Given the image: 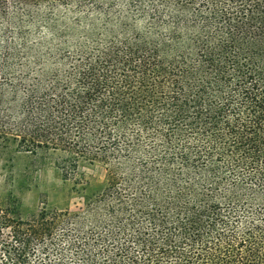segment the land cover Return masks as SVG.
Here are the masks:
<instances>
[{
    "label": "trees",
    "instance_id": "trees-1",
    "mask_svg": "<svg viewBox=\"0 0 264 264\" xmlns=\"http://www.w3.org/2000/svg\"><path fill=\"white\" fill-rule=\"evenodd\" d=\"M6 4L101 21L67 27L34 77L26 65L5 137L105 181L26 218L1 200L0 264H264V0Z\"/></svg>",
    "mask_w": 264,
    "mask_h": 264
},
{
    "label": "rangeland",
    "instance_id": "rangeland-1",
    "mask_svg": "<svg viewBox=\"0 0 264 264\" xmlns=\"http://www.w3.org/2000/svg\"><path fill=\"white\" fill-rule=\"evenodd\" d=\"M5 9V15L0 16V91L3 97L0 108V201L7 196L17 197L23 207V218L37 214L42 207L74 208L82 193L103 184V166L99 163H80L64 178L51 157L36 160L17 152L15 145L5 137H11L12 124V121L8 123L5 107L10 87L24 72L26 65L29 71L34 70V77L41 67L38 58L55 45L57 38L70 35L67 27L72 29L74 25H80L88 30V26L97 27L101 21L92 15L77 16L73 9L61 6L38 7L32 12V17L9 4ZM76 20L77 23L73 24ZM19 97L17 94V99Z\"/></svg>",
    "mask_w": 264,
    "mask_h": 264
}]
</instances>
